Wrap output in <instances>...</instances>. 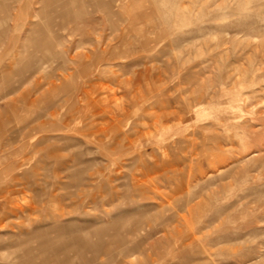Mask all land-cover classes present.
<instances>
[{
	"label": "rangeland",
	"instance_id": "obj_1",
	"mask_svg": "<svg viewBox=\"0 0 264 264\" xmlns=\"http://www.w3.org/2000/svg\"><path fill=\"white\" fill-rule=\"evenodd\" d=\"M36 1L0 0V264H264V0Z\"/></svg>",
	"mask_w": 264,
	"mask_h": 264
},
{
	"label": "bare ground",
	"instance_id": "obj_2",
	"mask_svg": "<svg viewBox=\"0 0 264 264\" xmlns=\"http://www.w3.org/2000/svg\"><path fill=\"white\" fill-rule=\"evenodd\" d=\"M20 1L19 4H16V2L14 3V6H17V8H21L22 6L24 5H31V6H34L38 1L36 0H26L25 2H23L22 0H18ZM126 0H41V5H42V9H46V8H49L51 6H54V5H57V4H64V5H77V4H82V5H85V6H88V7H93L95 9L99 8L102 9L107 16L108 20H113L112 16V12L114 11V9H118L119 10H122L124 8L127 9V5H125V2ZM23 2V3H22ZM129 3V2H128ZM27 6H25L26 8ZM75 7V6H74ZM22 9V8H21ZM18 10V9H17ZM86 11V10H85ZM123 11V10H122ZM77 12V11H76ZM121 12V11H119ZM79 14H81V12H79ZM86 14V12H85ZM17 16V13L14 14ZM77 16V15H76ZM124 17H127L126 14L123 15ZM8 19V18H7ZM3 22V20H1V16H0V23ZM7 22V20H6ZM5 22V26L7 25ZM41 35V34H40ZM39 35V36H40ZM43 37H39L37 40L38 41H41ZM46 39V38H45ZM45 42V40L43 41ZM41 43V42H40ZM39 46V44H38ZM43 46V45H42ZM7 68V67H6ZM4 72L6 71V69L3 70ZM3 72V73H4ZM197 110V109H196ZM215 131V130H214ZM216 132V131H215ZM255 153V152H254ZM1 170V169H0Z\"/></svg>",
	"mask_w": 264,
	"mask_h": 264
}]
</instances>
